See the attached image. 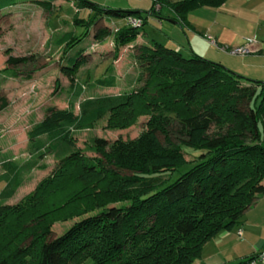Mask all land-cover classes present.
I'll list each match as a JSON object with an SVG mask.
<instances>
[{
  "label": "trees",
  "instance_id": "trees-1",
  "mask_svg": "<svg viewBox=\"0 0 264 264\" xmlns=\"http://www.w3.org/2000/svg\"><path fill=\"white\" fill-rule=\"evenodd\" d=\"M44 1L34 3L49 8ZM226 1L151 0L143 12L76 0L79 9L94 14L78 18L85 21L78 26L90 29L103 15L140 18L141 27L125 25L117 31L116 46L121 47L133 43L147 17L160 18L164 8L183 27L190 11L219 8ZM8 5L9 0H0V10ZM72 39L66 33L57 45H72ZM135 50L141 83L136 90L86 101L77 115L72 108L45 109L30 137L60 138L66 146L31 193L17 204H0V264H193L206 243L231 232L264 196V82L157 42L138 44ZM81 51L67 60L71 78ZM24 61L9 57L6 63ZM96 84L105 86L103 80ZM6 107L0 98V111ZM106 115L109 126L120 129L139 115L150 119L137 141L108 146L96 139L93 158L68 152L70 128L89 129ZM184 150L198 153L195 162L186 160ZM1 168L0 182L14 192L21 168L10 161ZM182 168L173 181L161 179ZM73 219L65 233L50 239L54 222ZM258 252L237 264H250Z\"/></svg>",
  "mask_w": 264,
  "mask_h": 264
},
{
  "label": "rangeland",
  "instance_id": "rangeland-1",
  "mask_svg": "<svg viewBox=\"0 0 264 264\" xmlns=\"http://www.w3.org/2000/svg\"><path fill=\"white\" fill-rule=\"evenodd\" d=\"M34 1L44 0H9L11 5L0 10V98L7 101V107L0 111V174L3 173L1 164L6 161L21 168L14 192L5 182H0V204L3 205L19 203L59 162L66 146L60 138L51 140L45 135L34 139L30 137L47 107L72 108L77 115L86 101L104 96L116 97L136 90L141 85L137 80L140 68L135 58L138 44L157 42L172 48L175 41L186 50L191 40V33L178 27L165 8L160 18L147 17L143 34L137 36L133 43L117 47V31L126 25L123 18L103 15L93 27L85 30L78 25L85 24L82 20L92 18L94 14L88 9H79L76 0H47V9ZM85 1L105 9L143 12H147L152 5L151 0ZM100 31L107 34L102 35ZM66 33H72L73 44L57 45ZM199 34L203 33L199 31ZM210 48L209 57L213 60L202 57L239 76L264 82V73L245 76L222 63L230 60L239 63V57L230 56L220 49L223 47L211 45ZM79 50L82 53L71 78L68 76L67 60ZM9 57L25 58V61L11 66L6 63ZM98 80H103L105 86H98ZM149 119L147 115H139L134 123L120 129L110 127L106 115L89 129L70 128L68 136L73 144L68 146V152L79 150L83 156L93 158L96 153L92 146L96 139L106 141L108 146L116 141H137L141 139ZM159 139L163 142L161 136ZM171 139L175 141L173 136ZM184 153L186 160L195 162L197 152L184 150ZM183 171L185 168L172 176L165 174L161 179L170 178L173 181ZM125 204L127 202H116L115 206ZM75 221L77 219L54 222L50 239L61 236ZM263 247L264 196L258 198L231 232H220L206 243L200 259L193 264H237ZM88 263V260L84 261V264Z\"/></svg>",
  "mask_w": 264,
  "mask_h": 264
},
{
  "label": "crops",
  "instance_id": "crops-1",
  "mask_svg": "<svg viewBox=\"0 0 264 264\" xmlns=\"http://www.w3.org/2000/svg\"><path fill=\"white\" fill-rule=\"evenodd\" d=\"M171 3L181 0H168ZM168 10V9H167ZM169 11V10H168ZM171 17L173 14L169 11ZM264 0H227L219 8L201 7L185 16V25L181 27L191 33L189 48L173 41L172 48L190 55L191 53L212 59L209 51L213 43L218 47L234 48L244 45L246 39H255V52L239 57V63L222 62L234 71L248 76L264 73ZM199 31L203 34H199ZM210 45V46H208ZM230 56H234L229 54ZM213 60V59H212ZM235 64V65H234Z\"/></svg>",
  "mask_w": 264,
  "mask_h": 264
},
{
  "label": "built area",
  "instance_id": "built-area-1",
  "mask_svg": "<svg viewBox=\"0 0 264 264\" xmlns=\"http://www.w3.org/2000/svg\"><path fill=\"white\" fill-rule=\"evenodd\" d=\"M157 9V6H156ZM125 23L129 27L139 28L142 25V20L140 18L130 16L125 19ZM256 40L255 39H246L244 45L234 48H220L222 51L227 52L228 54L234 55V56H247L255 52V46H256ZM214 46H216L215 43L212 42ZM239 236H241L242 232H238ZM258 262H263L264 264V247L258 252L257 257L250 262V264H256Z\"/></svg>",
  "mask_w": 264,
  "mask_h": 264
}]
</instances>
